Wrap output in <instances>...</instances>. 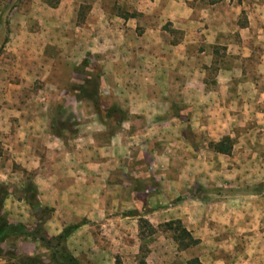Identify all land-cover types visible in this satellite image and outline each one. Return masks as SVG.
Returning <instances> with one entry per match:
<instances>
[{"label":"rangeland","instance_id":"1","mask_svg":"<svg viewBox=\"0 0 264 264\" xmlns=\"http://www.w3.org/2000/svg\"><path fill=\"white\" fill-rule=\"evenodd\" d=\"M49 1L0 0V186L15 197L4 202L6 219L22 222L31 233L41 225L45 229L54 212L39 204L33 209L21 201L22 191L33 186L34 175L21 169L16 153L5 148L3 140L6 133L13 135L16 127L27 124L31 117L50 114L49 140L78 149L71 161L84 159L94 168L93 163L102 159L104 165L100 177L88 170L89 177L98 179L101 187H97L92 203L83 202L85 217L74 224L78 229L65 243L80 264H114L116 257L122 264H140L141 260L145 264H187L194 258L202 264H264V228L259 223L251 232L232 234L227 226L209 221L207 199L225 186L208 180L222 183L224 178L209 175L207 154L205 161H200V171L193 165L184 169L169 151H154L150 159L147 146L156 150L160 141L147 135V128L153 126L144 116L147 90L134 105H122L116 98L118 93L124 94L117 89L119 85L136 84L139 79L145 82L141 76L147 78V59L133 58L128 51L135 49L143 35L145 26L138 23H147V14L127 13L120 0ZM197 1L187 3L198 8L201 2ZM96 3L109 17L114 14L121 19L110 26L115 29L117 42L109 27L97 25L101 14L95 9ZM128 18L132 25L123 24ZM112 47H120L119 59L110 58ZM113 68L118 71L113 72ZM49 84L53 90L47 88ZM85 85L87 93L79 94L76 89ZM73 97V105L56 104L59 99ZM44 98L52 99L48 104ZM83 140L87 141L86 156L79 149ZM39 143L36 141L37 152L44 154ZM213 144L208 143V148ZM245 172L247 181L257 173ZM192 175L205 180L193 181ZM259 186L250 182L242 189L252 193ZM82 197L90 199L91 195ZM141 220L155 229L152 236L139 228ZM172 221H179L199 244L179 250L173 233L159 229ZM31 242L30 238L27 242L23 237H13L0 247L8 252L14 248L21 256H37L48 264V252L39 243L34 248Z\"/></svg>","mask_w":264,"mask_h":264},{"label":"crops","instance_id":"2","mask_svg":"<svg viewBox=\"0 0 264 264\" xmlns=\"http://www.w3.org/2000/svg\"><path fill=\"white\" fill-rule=\"evenodd\" d=\"M187 2L120 0L127 13L147 14V23L146 20L138 23L145 26L143 35L135 49L128 50L132 57L147 59V78L141 76L145 82L139 79L136 84L119 85L117 89L124 94L118 93L116 98L122 105H134L141 92L147 90L144 116L147 123H153L151 129L147 128V135L160 141L156 150L147 146L150 159L154 151H169L184 169L193 165L200 171L203 169L200 161L202 158L205 161L207 154L209 175L224 178L222 183L208 180L218 187L225 186L207 199L209 221L227 226L232 234L251 232L258 223L264 228V0H199L198 8ZM95 9L101 14L97 25L109 27L113 41L117 42L115 29L110 26H116L121 19L114 14L109 17L97 3ZM124 23L129 26L134 22L128 18ZM112 48L110 58L119 59L120 47ZM117 69L113 68V72ZM51 85L47 88L53 90ZM51 99L44 98L48 104ZM75 101L74 97L59 99L56 104L70 106ZM49 117L50 114L33 116L27 124L16 127L13 135L6 133L3 140L5 148L16 153L21 169L33 173L38 204L53 209L45 224L46 231L43 229L52 238L85 217L83 209L87 207L83 202L92 203L97 187H101L98 179L89 177L88 170H94L95 177H100L104 165L102 159L93 163L94 168L84 159L71 161L78 149L49 140ZM224 138L232 143L229 155L208 148V143H218ZM38 140L44 154L37 152ZM86 142L83 140L79 145L84 156L88 151ZM245 170L257 173L251 174L247 181ZM197 179L205 177L192 175L193 181ZM250 182L261 185L246 193L242 188ZM88 194L90 199L81 198ZM8 198L15 199L12 194ZM12 206L18 210L16 204ZM5 208L3 214L7 212ZM23 239L29 242V238ZM31 243L35 248L37 242ZM1 260L7 264L5 259Z\"/></svg>","mask_w":264,"mask_h":264},{"label":"trees","instance_id":"3","mask_svg":"<svg viewBox=\"0 0 264 264\" xmlns=\"http://www.w3.org/2000/svg\"><path fill=\"white\" fill-rule=\"evenodd\" d=\"M46 1L47 3H50L49 0ZM86 88H88L86 85L81 86L77 88L76 91L79 92V94H86ZM211 148L216 153L229 155L232 143L229 138H224L220 142L211 145ZM10 194L11 193H9L5 187L0 186V245L13 237H29L32 241L39 243L40 246L48 252V264H80L65 248L66 241L71 234L78 229V225L68 226L64 228L59 235L49 238L43 231V225L39 227L38 231L34 230L30 233L22 224H10L2 213L4 202ZM21 200H23L30 208H38L37 191L35 187L30 186L28 189L22 191ZM139 228L141 230L142 228L147 229L148 236H152L155 233V229L146 221H139ZM160 228L173 233V240L181 251L199 244V240L194 239L191 233L187 231L179 221L166 223L159 226V229ZM0 258L5 259L7 264H46L43 260L34 255H18L14 248L8 252L0 247ZM114 264H122L121 259L116 257ZM140 264H145V261L141 260ZM187 264L202 263L194 258Z\"/></svg>","mask_w":264,"mask_h":264}]
</instances>
